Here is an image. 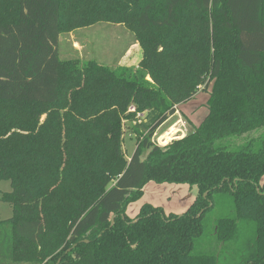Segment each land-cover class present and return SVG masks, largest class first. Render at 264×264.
Segmentation results:
<instances>
[{
	"label": "trees",
	"instance_id": "16d2710c",
	"mask_svg": "<svg viewBox=\"0 0 264 264\" xmlns=\"http://www.w3.org/2000/svg\"><path fill=\"white\" fill-rule=\"evenodd\" d=\"M64 5L127 25L137 65L63 63ZM199 87L206 117L154 144ZM263 176L264 0L0 3V199L13 211L0 264H264ZM149 182L197 194L181 215L147 204L128 218Z\"/></svg>",
	"mask_w": 264,
	"mask_h": 264
},
{
	"label": "rangeland",
	"instance_id": "374dc122",
	"mask_svg": "<svg viewBox=\"0 0 264 264\" xmlns=\"http://www.w3.org/2000/svg\"><path fill=\"white\" fill-rule=\"evenodd\" d=\"M6 1L8 0H0V3ZM62 10L63 18L58 38V52L63 63H70L79 68L83 63L94 61L113 70H119L118 68L122 66L137 65L142 53L135 34L127 25L112 22L109 17L104 16L105 13L103 16L96 18L97 13L100 15V12L96 9L91 12L92 18L96 20L94 23H92L91 18L86 19L88 13L87 10H82V6L81 8H72V5H64ZM202 88L199 87L201 90L197 92L193 99L178 107L176 111L178 115L171 120H169V117L167 119L169 121L166 120L167 122L157 129L152 138L154 144L163 147L172 140L183 137V134L179 133L181 132L179 129L188 134L202 122L207 115L206 104L211 90L210 87L207 91H203ZM143 117L144 115L138 114L135 118L142 121ZM178 121L180 123L178 124L179 127L177 126ZM131 126L132 122L127 123L123 130V147L127 158L132 156L136 147V137L133 135ZM169 126H171L169 131L161 136ZM263 182L264 176L261 179V183ZM10 190V182L1 180L0 198L3 193H8ZM196 194V188L186 184L174 185L149 182L144 186L141 198L127 206L125 214L128 218L133 219L141 207L148 204L162 208L165 214L181 215L193 203ZM191 199L192 201H189ZM12 214L11 205L0 199V219L7 220L12 217Z\"/></svg>",
	"mask_w": 264,
	"mask_h": 264
},
{
	"label": "crops",
	"instance_id": "0c3cea01",
	"mask_svg": "<svg viewBox=\"0 0 264 264\" xmlns=\"http://www.w3.org/2000/svg\"><path fill=\"white\" fill-rule=\"evenodd\" d=\"M176 115H178V112H176L172 117H170L169 120H171V119H172L174 116H176ZM169 120H167V121H169ZM167 121H166V122H167ZM175 123H176V122H175ZM178 124H180L179 121L177 122V126H178ZM178 127H179V126H178ZM169 128H171V126H169L168 129H167L166 131H164V133H163L161 136H163V135L165 134V132L169 131ZM179 130L181 131V132H179V133H182V134H183L182 136H185V135H186V134H185V133H186L185 131H183V130H181V129H179ZM182 131H183V132H182ZM161 136H160V137H161ZM172 193H175V192H172ZM193 199H194V198H193ZM189 201H192V199L189 200Z\"/></svg>",
	"mask_w": 264,
	"mask_h": 264
},
{
	"label": "water",
	"instance_id": "95a60500",
	"mask_svg": "<svg viewBox=\"0 0 264 264\" xmlns=\"http://www.w3.org/2000/svg\"><path fill=\"white\" fill-rule=\"evenodd\" d=\"M206 196V193L204 194V197ZM114 217L111 220V225L113 224Z\"/></svg>",
	"mask_w": 264,
	"mask_h": 264
},
{
	"label": "bare ground",
	"instance_id": "6f19581e",
	"mask_svg": "<svg viewBox=\"0 0 264 264\" xmlns=\"http://www.w3.org/2000/svg\"><path fill=\"white\" fill-rule=\"evenodd\" d=\"M174 136V135H173ZM173 138V137H172Z\"/></svg>",
	"mask_w": 264,
	"mask_h": 264
}]
</instances>
